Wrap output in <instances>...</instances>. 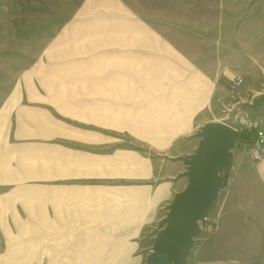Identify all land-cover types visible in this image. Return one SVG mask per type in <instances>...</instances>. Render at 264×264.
Wrapping results in <instances>:
<instances>
[{"label": "rangeland", "instance_id": "374dc122", "mask_svg": "<svg viewBox=\"0 0 264 264\" xmlns=\"http://www.w3.org/2000/svg\"><path fill=\"white\" fill-rule=\"evenodd\" d=\"M212 1L240 20L261 2L0 0V264L146 263L163 220L120 227L113 198H173L196 133L263 101L264 60L243 54L264 36H200ZM209 62L231 74L194 73Z\"/></svg>", "mask_w": 264, "mask_h": 264}, {"label": "crops", "instance_id": "0c3cea01", "mask_svg": "<svg viewBox=\"0 0 264 264\" xmlns=\"http://www.w3.org/2000/svg\"><path fill=\"white\" fill-rule=\"evenodd\" d=\"M210 5L209 16L205 18L208 20L209 28L200 36H264V0L259 3L258 16H254L252 19L245 17L240 20L241 9L235 11L233 16L232 7L228 1H212ZM247 26L252 27L248 28ZM197 35L196 32L194 36ZM223 46L225 50H229V45ZM252 48L253 54H243L244 57L264 60V46L263 48ZM243 55L241 56L243 57ZM228 57L233 58L231 55ZM196 67L202 68L200 71H194V73L200 74L218 75L228 74L231 71L227 66L218 67L217 64L213 66L210 62L201 63ZM240 72L242 74L249 73V70L243 67ZM259 72L256 74L258 79L255 84L257 86L252 88L261 90L263 101L258 107L251 106L249 111L255 115L264 116V77L262 75L264 69L263 72ZM249 148L247 135H245L241 138L240 147L231 150L233 154L232 167L225 174L227 182L222 190V198H216L212 203L205 223L201 226V233L194 238L183 264H264V149L262 159L252 161L249 156ZM56 198H66L64 202L67 203V197L57 196ZM172 199L113 198L114 202L120 205L124 203V206L120 208L122 221L118 223L120 227L133 224L138 228L142 223L161 221L165 218ZM76 201L80 203H72L73 209L82 204L81 198ZM139 206L145 207L146 214L141 215L140 218L137 217V219L135 216L134 222H128L125 216L126 212L137 213ZM118 209L109 207V210L114 211L111 212V217H118L116 214ZM122 209L126 211L121 212ZM69 213L66 212V214ZM66 214L60 215V217L68 219L69 216ZM139 222L140 224L137 225ZM115 232L117 234L136 233L124 230ZM150 252L151 250L141 258L145 259V256Z\"/></svg>", "mask_w": 264, "mask_h": 264}, {"label": "water", "instance_id": "95a60500", "mask_svg": "<svg viewBox=\"0 0 264 264\" xmlns=\"http://www.w3.org/2000/svg\"><path fill=\"white\" fill-rule=\"evenodd\" d=\"M196 135L200 140L195 153L191 157L178 155L175 158L187 165L179 174L187 177V184L170 202L163 219L164 226L158 230L145 264H174L181 258V252L183 257L188 253L194 239L192 243L186 240L187 242L178 246L171 240V235L183 239L185 235L182 231L186 228L192 229L193 237L201 233V226L205 223L210 207L221 188L220 174L222 171L231 170V149L235 145L238 131L225 122H215L202 127ZM169 251L174 255H168Z\"/></svg>", "mask_w": 264, "mask_h": 264}, {"label": "built area", "instance_id": "2783aa9c", "mask_svg": "<svg viewBox=\"0 0 264 264\" xmlns=\"http://www.w3.org/2000/svg\"><path fill=\"white\" fill-rule=\"evenodd\" d=\"M242 83V79L237 77L233 81L232 93H236L235 89ZM236 125L233 126L237 131L249 130L252 132L253 137L248 141L249 143V156L254 161H259L263 157L264 149V117L255 115L250 111L244 113L237 111L233 117Z\"/></svg>", "mask_w": 264, "mask_h": 264}, {"label": "bare ground", "instance_id": "6f19581e", "mask_svg": "<svg viewBox=\"0 0 264 264\" xmlns=\"http://www.w3.org/2000/svg\"><path fill=\"white\" fill-rule=\"evenodd\" d=\"M208 124H209V123H208ZM182 234H184L186 238L184 237L183 239H178V238H176L175 235L173 234V235H171V240H172L175 244H177L178 246L183 245V243L187 242L186 240H188V241H190V243H192V240H193V236H192L193 231H192L191 228H186V229H184V230L182 231ZM167 254H168V255H174V253H173L172 251H169ZM179 256H180L181 258L183 257L182 252L179 254Z\"/></svg>", "mask_w": 264, "mask_h": 264}, {"label": "trees", "instance_id": "16d2710c", "mask_svg": "<svg viewBox=\"0 0 264 264\" xmlns=\"http://www.w3.org/2000/svg\"><path fill=\"white\" fill-rule=\"evenodd\" d=\"M243 136H244V133L243 134H240V137H243ZM224 172L225 171H222L221 174H220V176H221V186H224V184H226V179L223 178V173Z\"/></svg>", "mask_w": 264, "mask_h": 264}]
</instances>
